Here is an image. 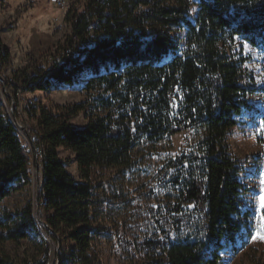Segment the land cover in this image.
I'll return each mask as SVG.
<instances>
[{
	"label": "trees",
	"instance_id": "obj_1",
	"mask_svg": "<svg viewBox=\"0 0 264 264\" xmlns=\"http://www.w3.org/2000/svg\"><path fill=\"white\" fill-rule=\"evenodd\" d=\"M65 20L70 34L49 62L29 59L6 83L14 93L47 92L86 76L84 100L27 105L36 127L31 152L0 114V245L37 233L41 210L56 264H220L223 251L236 254L250 235L249 190L227 136L254 110L247 95L264 96V86H254L249 59L234 46L241 40L264 60V0H81ZM9 61L0 42L1 71ZM81 114L87 123L77 127L72 120ZM257 114L264 145V111ZM183 133L184 146L155 171V208L141 222L106 225L110 198L93 175H125L143 145ZM34 145L43 150L37 204L3 211V201L30 183ZM59 149L74 155L80 180L67 172ZM256 164L264 167V156ZM0 254V264H11ZM48 254L26 264H47Z\"/></svg>",
	"mask_w": 264,
	"mask_h": 264
},
{
	"label": "rangeland",
	"instance_id": "obj_2",
	"mask_svg": "<svg viewBox=\"0 0 264 264\" xmlns=\"http://www.w3.org/2000/svg\"><path fill=\"white\" fill-rule=\"evenodd\" d=\"M60 1L0 0V42L10 54L8 67L2 71L0 69V114L13 123L20 142L30 152L35 143L36 127L34 122L26 117L27 105L38 101L45 106H55L80 103L84 100L81 87L86 76L81 77L72 87H53L47 92L14 93V88L6 83L15 72L28 64L29 59L41 65H45V61L49 62L57 46L70 34V26L65 20V15L71 5L81 0H66L64 8L60 7ZM195 14L196 7L193 6L189 9L188 19L193 20ZM179 35L182 37V34ZM234 51L239 52V56L249 59L245 66L253 79L254 86L263 87L264 60L259 51L241 40L236 41ZM246 100L254 110L251 114L245 112L238 118L237 125L227 136V143L232 156L240 161L244 169L240 179L249 190L244 195V207L250 212L247 219V233L250 235L236 254L223 251L220 264H264V241L253 240L258 233L264 235V227H262L264 220H261V217H264V209L260 207L261 197L264 196L262 190L264 184L261 183L264 180V167L258 169L256 164L258 158L264 156V145L260 143L262 127L257 114V111H264V96L260 92H255L247 95ZM11 102L15 103V107L10 105ZM72 123L77 127H83L87 122L81 114L73 119ZM186 138L183 133L155 146L143 145L135 156L136 165L125 175L114 170L106 169L98 172L95 170L93 176L103 183L104 191L110 198L106 210V225L141 222L149 215V208H155L156 205L151 193V188L155 184V171L166 158L173 156L184 146ZM58 151L67 172L76 180H80L74 155L63 149ZM31 158L34 163L30 167L29 185L5 199L1 210L13 213L21 210L27 203H36L38 200L41 169L35 156ZM36 213L40 217L41 210H37ZM36 225L37 233H32L28 240L0 245V253H4L11 264L44 261V253L48 249L47 264H56V245L45 233L42 225ZM105 252L107 254V250ZM109 264H117V261L110 259Z\"/></svg>",
	"mask_w": 264,
	"mask_h": 264
},
{
	"label": "built area",
	"instance_id": "obj_3",
	"mask_svg": "<svg viewBox=\"0 0 264 264\" xmlns=\"http://www.w3.org/2000/svg\"><path fill=\"white\" fill-rule=\"evenodd\" d=\"M59 4H60V7H63L64 8L66 6V0H61L59 2ZM34 153L36 154L37 163H39V165H40V162L43 159V150H42V148L41 147H38L37 145H34Z\"/></svg>",
	"mask_w": 264,
	"mask_h": 264
},
{
	"label": "snow or ice",
	"instance_id": "obj_4",
	"mask_svg": "<svg viewBox=\"0 0 264 264\" xmlns=\"http://www.w3.org/2000/svg\"><path fill=\"white\" fill-rule=\"evenodd\" d=\"M262 184H264V180L261 181ZM264 190V189H262ZM260 207L264 209V196L261 197V205ZM261 220H264V217H261ZM264 227V225H262ZM260 239L261 241H264V235H260L259 233L253 237V240Z\"/></svg>",
	"mask_w": 264,
	"mask_h": 264
},
{
	"label": "water",
	"instance_id": "obj_5",
	"mask_svg": "<svg viewBox=\"0 0 264 264\" xmlns=\"http://www.w3.org/2000/svg\"><path fill=\"white\" fill-rule=\"evenodd\" d=\"M37 201L38 200H36V203H37ZM35 222H36V224H40V225H42V221L40 220V217L39 216H35ZM45 230H47L46 228H45Z\"/></svg>",
	"mask_w": 264,
	"mask_h": 264
},
{
	"label": "bare ground",
	"instance_id": "obj_6",
	"mask_svg": "<svg viewBox=\"0 0 264 264\" xmlns=\"http://www.w3.org/2000/svg\"><path fill=\"white\" fill-rule=\"evenodd\" d=\"M42 161V160H41ZM42 163V162H41ZM37 164V163H36ZM38 165V164H37Z\"/></svg>",
	"mask_w": 264,
	"mask_h": 264
}]
</instances>
